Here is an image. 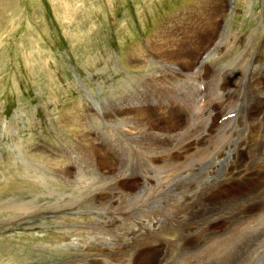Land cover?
<instances>
[{
  "label": "rangeland",
  "instance_id": "obj_1",
  "mask_svg": "<svg viewBox=\"0 0 264 264\" xmlns=\"http://www.w3.org/2000/svg\"><path fill=\"white\" fill-rule=\"evenodd\" d=\"M263 23L264 0H0V264H25L23 259L48 252L54 253L57 263L68 259L67 264H264V252L256 249L259 237H263L264 219L256 215L233 216L229 224L224 219L213 220L211 229L223 233L226 241L212 245L210 250L201 249L204 253L195 252V239L185 230L179 234L189 238L175 250L172 244L166 250L157 242L149 244L150 237L146 236L157 228L153 213L174 210L168 215L170 222H180L184 217L186 228L196 218L208 225L217 212L230 216L237 201L256 204L259 215L264 212V201L248 199L252 193L264 192V182L245 193L229 195L236 191L234 182H230L235 177L231 171L244 160L248 162L247 156L240 155V161L232 164L233 148L229 163L224 164L227 159L220 150L222 145L228 146L224 134L236 116L225 121L222 129L207 116L218 110V116L214 113L216 121L222 120L226 108L223 103H234L230 112L234 113L251 104L253 96L263 94L257 86L264 73L261 63L258 72L247 75L252 63L264 60ZM239 67L242 72L237 85L234 82ZM84 105H92V111L102 109L107 116L104 119L123 134L119 137L122 143L117 144L120 148L106 143V130L110 128L104 120L101 126L94 123L89 107ZM189 106L201 110L194 111L198 121L208 118L204 132L215 137L214 151L194 170L184 162L191 156L189 144L185 152H171L165 158L155 150L141 155V149L130 141L129 159H134L133 155L147 156L145 161L157 166L142 167L145 161L141 162L139 171L151 177L147 182L139 176L131 178L128 168L127 180L139 179L141 185L128 182L123 188L129 193L121 198L117 191L123 193L124 189L116 181L117 175L112 181L115 170L110 164L116 167L118 161L126 159L124 136L130 138V134L145 129L177 133L188 122L191 124ZM249 118L243 125L238 123L230 139L237 136L236 145L246 144L247 148L257 133L259 148L264 149V117ZM118 120L125 122L124 130L119 129L123 123ZM4 123L19 127L17 133L12 127L4 128ZM245 127L248 133H244ZM38 144L60 152L74 150L83 159V166L95 168L97 176L90 180L84 175V186L73 183L75 187L55 176L50 178L48 172H55L63 180H70L62 161L35 154ZM137 144L144 146L143 141ZM100 150L112 155V162L97 155ZM236 151L239 153V146ZM41 157L50 162H43ZM259 166L264 167V163ZM33 171L47 177L40 181ZM159 179V186L154 188ZM213 179L223 182L203 196L200 185L209 186ZM163 180L170 194L161 188ZM144 186L146 191L141 190ZM191 186L193 191L189 192ZM138 192L142 195L136 196ZM113 204L117 205L119 225L106 227V236L96 234V223L105 221V214H94L96 206ZM190 204H195L192 210ZM19 205H24L21 208L25 212L18 209ZM145 207L153 213L142 212ZM90 211L92 218L86 214ZM159 224L167 227L169 222L160 217ZM171 230L165 229L162 235L171 234ZM136 237H146L143 245L133 244ZM202 244L199 242L198 247ZM62 253L66 255L60 259Z\"/></svg>",
  "mask_w": 264,
  "mask_h": 264
},
{
  "label": "bare ground",
  "instance_id": "obj_2",
  "mask_svg": "<svg viewBox=\"0 0 264 264\" xmlns=\"http://www.w3.org/2000/svg\"><path fill=\"white\" fill-rule=\"evenodd\" d=\"M253 39V38H252ZM206 40V39H205ZM203 41V40H202ZM207 41V40H206ZM203 44V43H202ZM201 44V45H202ZM204 46H205V44H204ZM203 46V47H204ZM244 47V46H243ZM195 50V49H194ZM218 50V49H217ZM216 51V50H215ZM245 53V52H244ZM219 56H221V55H219ZM245 56V55H244ZM209 58V57H208ZM217 59V58H216ZM245 60V59H244ZM215 62V61H214ZM213 62V63H214ZM241 62V61H240ZM151 64V63H150ZM215 65V64H214ZM165 67V66H164ZM248 67L246 66V67H244V70H243V72H245L246 71V69H247ZM159 69V68H158ZM165 69V68H164ZM163 69V70H164ZM200 68H197V70H199ZM158 71V70H157ZM160 71V70H159ZM162 71V70H161ZM160 71V72H161ZM170 71V70H169ZM242 71H241V68L239 67V69H238V71H237V74H236V79H237V81L236 82H234V84H237V85H239L240 84V82H239V79H240V73H241ZM159 74V73H158ZM153 76V75H152ZM194 76V75H193ZM235 76V75H234ZM214 77V76H213ZM154 81V80H153ZM241 81H243V80H241ZM155 82V81H154ZM238 82V83H237ZM172 84V83H171ZM195 84V83H194ZM190 87V86H189ZM232 87L234 88V87H236V85L234 86V85H232ZM140 88V87H139ZM239 88H237V89H234V91L233 92H237V90H238ZM251 89V88H250ZM254 89V88H253ZM210 90H211V88H210ZM209 90V91H210ZM200 92V91H199ZM216 92V91H215ZM231 92V91H230ZM258 93V92H257ZM199 94V93H198ZM206 94H208L207 92H206ZM238 95V94H237ZM210 96H211V94L210 95H207V97H209L210 98ZM236 96V95H235ZM200 97V96H199ZM198 97V98H199ZM238 97V96H237ZM248 97H250V96H248ZM236 98V97H235ZM237 99V98H236ZM141 100V99H140ZM227 100V99H226ZM209 101V100H208ZM212 102H213V100H212ZM221 102V101H220ZM189 103V102H188ZM216 103V102H215ZM227 104H225V103H223L222 105H224L226 108H224V114H223V118H222V120H217L216 121V117H215V114L214 113H211V114H209V113H207V116L211 119V120H214L215 122H216V124L218 125V126H220V128L222 129V127H221V125H223V123L225 122V121H227V120H230V119H232L231 117H229V115H231V114H233V113H230L231 112V108H232V106H233V104L234 103H231V101H229V102H226ZM193 104V103H192ZM207 104H208V102H207ZM212 105V104H211ZM148 106V105H147ZM150 104H149V107L148 108H150ZM114 107V106H113ZM155 107V106H154ZM187 107V106H186ZM206 107H208V105L206 106ZM189 108H190V110H191V112H190V118H191V124H189V122L187 123V125H186V127L185 128H182V130L181 131H179V132H177V133H173V134H163V133H159V132H154V131H151V132H148V131H146L147 129H145V130H141V132H139V133H137V132H135V133H133V134H130V138L129 137H127L126 135L124 136V138L126 137V140L125 141H127V142H132V145H136L135 147H137V148H140L141 149V151H140V153L139 154H141V155H144V154H148V152H151L150 150H155L154 152H155V154H157V153H161L165 158H168V157H170L171 156V152H175V151H181V152H185V149H186V147L188 146V144H189V146H190V148L189 149H191V156H190V158H187V157H185V160H184V162H186V163H188V164H190L193 168H194V170L196 169V166H197V163L200 161L201 162V160L203 159V158H206L212 151H214V148H215V144H216V139H215V137L214 136H212V135H210V134H208L207 132L205 133L204 131H205V128H206V126L208 125V118H206V117H204L205 119H204V121L203 120H201V121H198L196 118H195V112L194 111H199V109L197 110V107L196 108H194L193 109V107H191V106H189ZM205 108V107H204ZM203 108V109H204ZM209 108H210V106H209ZM101 109V108H100ZM118 111L119 110H117V111H115V114H117L118 113ZM201 111V110H200ZM199 111V112H200ZM198 112V113H199ZM203 112V111H202ZM139 113V112H138ZM152 114V113H151ZM203 114V113H202ZM201 114V115H202ZM143 115V114H142ZM189 116V115H188ZM202 116H204V115H202ZM225 116V117H224ZM116 117H117V115H116ZM147 117V116H146ZM143 118V117H142ZM173 118V117H172ZM189 118V119H190ZM116 120V119H115ZM210 120V121H211ZM121 121H122V119H121ZM172 121V120H171ZM189 121V120H188ZM231 121V120H230ZM117 122H119L120 123V120H118ZM129 122V121H128ZM152 122V121H151ZM123 123V124H122ZM228 123H230V122H228ZM122 124V125H121ZM120 125H121V127L119 128V129H123L124 130V126H125V122L123 121V122H121L120 123ZM119 126V125H118ZM228 127V126H227ZM151 129V128H150ZM140 130V129H139ZM153 130V129H152ZM118 131V130H117ZM127 132H129V131H127ZM263 132V131H262ZM129 134V133H128ZM127 134V135H128ZM263 134V133H262ZM120 135V137H122L123 136V134H119ZM137 141H143L144 142V146L143 147H140L141 145H139V144H137ZM136 142V143H135ZM120 143H122V142H120ZM139 143V142H138ZM141 143V142H140ZM143 145V144H142ZM116 147H118L119 146V143H118V146L117 145H115ZM121 146V145H120ZM146 146V147H145ZM261 146V145H260ZM118 148H120V147H118ZM188 148V147H187ZM263 148V147H262ZM139 149V150H140ZM157 149H160L161 150V152H158L157 151ZM260 149V148H259ZM261 150V153H260V157L258 158V164H261V163H264V149H260ZM113 151V150H112ZM122 151V150H121ZM134 151V150H133ZM189 153V152H188ZM196 153H198V156L196 157L195 156V154ZM173 154V153H172ZM186 154V153H185ZM153 155V154H152ZM182 156V155H181ZM146 157L147 156H141V157H139L138 155H133V158L134 159H130V161H129V166H128V168L130 169V171L132 172V177L131 178H134V177H136V176H139V177H141V180H145L146 182H147V180H148V178L147 177H150V176H144L143 174H142V172H141V170L139 171V166L142 164L141 162H143V161H145L146 160ZM131 158V157H130ZM43 159H47V158H45V157H41V160L43 161ZM141 159V160H140ZM120 160V159H119ZM124 159H122V161H123ZM134 160V161H133ZM140 160V161H139ZM174 161H176V160H174ZM44 162V161H43ZM47 162H50L48 159H47ZM120 161H118V163H119ZM200 162H199V164H200ZM159 163L161 164V165H164L163 163H161V161H159ZM83 164V163H82ZM117 164V163H116ZM199 164H198V166H197V168L199 167ZM155 166H157V165H155L152 161H150V160H148V161H145V163H143L142 164V167H147V168H150V167H155ZM107 167V166H106ZM173 168H174V165L172 166ZM176 167V166H175ZM179 167V166H178ZM177 167V168H178ZM159 168H160V165H159ZM162 168V167H161ZM152 169H155V168H152ZM168 170H169V168H167ZM172 169V168H171ZM180 169V168H179ZM90 170H94V169H90ZM107 170H108V168H107ZM164 170H166V169H164ZM167 170V171H168ZM173 170V169H172ZM175 170H176V168H175ZM181 170V169H180ZM179 170V171H180ZM109 171V170H108ZM156 171V170H155ZM162 171H163V168H162ZM177 171V170H176ZM87 172V171H86ZM90 172V171H89ZM156 172H159V171H156ZM165 172V171H164ZM163 172V173H164ZM226 172V171H225ZM148 173H151V172H148ZM155 173V172H154ZM152 174H153V172H152ZM156 175H157V173H155ZM173 174V173H172ZM179 174V173H178ZM182 174V173H181ZM147 175V174H146ZM175 174H173V176H174ZM177 175V174H176ZM186 175V174H185ZM102 176V175H101ZM131 176V175H130ZM179 176H182V175H179ZM187 176V175H186ZM84 177V176H83ZM158 177V176H157ZM169 177V176H168ZM176 177V176H175ZM174 177V178H175ZM192 177V176H191ZM85 178V177H84ZM100 178V177H99ZM130 178V177H129ZM151 178V177H150ZM159 178H160V176H159ZM181 178V177H180ZM193 178V177H192ZM89 179V178H88ZM104 179V178H103ZM116 179V178H115ZM152 179L154 180V178L152 177ZM151 179V180H152ZM179 179V178H178ZM226 179H227V177H226ZM106 180V179H105ZM150 180V179H149ZM192 180V179H191ZM116 181H118V180H116ZM177 181V180H176ZM189 181V180H188ZM223 182L222 180H216V179H213V182L209 185V186H205V187H203V185L201 184L200 185V188L201 189H203V196L206 194V193H208L210 190H212L215 186H217V184H218V182ZM91 182V181H90ZM175 182V181H174ZM178 182V181H177ZM115 183V182H114ZM143 183V182H142ZM118 185V184H117ZM86 186V185H85ZM115 186V185H114ZM173 186V185H172ZM192 187V186H191ZM117 188V190H118V186L116 187ZM115 188V189H116ZM147 188V186H144V187H142L141 188V190H143V191H146L145 189ZM174 188V187H173ZM110 189V188H109ZM262 189H264V188H262ZM257 190H258V187H257ZM107 191H109L108 189H107ZM115 191V190H114ZM188 191V190H187ZM191 191H193V187L191 188V189H189V192H191ZM112 192H113V190H112ZM120 195V197H121V195H124L122 192H120V191H117ZM165 192V191H164ZM107 193H109V192H107ZM144 193V192H143ZM200 193V192H199ZM113 194H114V192H113ZM139 194H141L140 192H138L137 194H136V196H138ZM96 195V194H95ZM135 195V194H134ZM133 195V196H134ZM142 195V194H141ZM147 195V194H146ZM183 195V194H182ZM181 195V196H182ZM196 195V194H195ZM247 195V194H246ZM87 196V195H86ZM117 196H118V194H117ZM135 196V197H136ZM127 197V196H126ZM142 197V196H141ZM183 197V196H182ZM117 198V197H116ZM122 198V197H121ZM120 198V199H121ZM124 198L125 197H123V199L122 200H124ZM138 198V197H137ZM144 198V197H143ZM142 198V199H143ZM146 198V197H145ZM144 198V199H145ZM162 198V197H161ZM193 198H194V196H193ZM126 199V198H125ZM129 199H131V198H129ZM136 199V198H135ZM141 199V200H142ZM186 199V198H185ZM195 199V198H194ZM242 199V198H241ZM248 199L249 200H261V201H264V192L262 191V190H259V191H257V192H255V193H252V194H250L249 195V197H248ZM263 199V200H262ZM136 200H138V199H136ZM197 200V199H196ZM201 200V199H200ZM167 201V200H166ZM209 201V200H208ZM226 201V200H225ZM99 202V201H98ZM129 201H127V203H128ZM139 202V201H138ZM146 202V201H145ZM178 202H181V200H179ZM210 202V201H209ZM212 202V201H211ZM210 202V203H211ZM227 202V201H226ZM111 203H113V202H110V204ZM149 203V202H148ZM147 203V204H148ZM165 203H170V202H165ZM196 203H197V201H196ZM242 203H244V202H242ZM131 204V203H130ZM212 204H214V203H212ZM13 205L15 206V204L13 203ZM132 205V204H131ZM188 205V204H187ZM229 205V204H228ZM14 206H11L12 208L14 207ZM22 206H24V205H19L18 206V209L19 210H22V211H24V209H22V208H25V207H22ZM171 206H173V205H171ZM261 206L262 207H264V202L261 204ZM8 207V206H7ZM22 207V208H21ZM214 207V206H213ZM216 208V207H215ZM233 208H235V209H237V206H234V207H232L231 209L233 210ZM96 209V208H95ZM227 209H230L229 208V206H228V208ZM26 210V209H25ZM136 210V209H135ZM21 212V211H20ZM25 212V211H24ZM181 212V211H180ZM20 214V213H19ZM24 214V213H23ZM175 214H176V212H175ZM214 214V213H213ZM28 215V214H27ZM26 215V216H27ZM171 216V215H170ZM205 216V215H204ZM203 216V217H204ZM207 216V215H206ZM180 217V216H179ZM224 217H226V212H217V214L214 216L213 215V218H211V221H208L207 223H208V225L204 222V221H202L201 219L200 220H197L196 222H197V227H194V228H192V227H190L189 225H188V227H186L185 229H183V230H185L186 232L185 233H188V236L189 235H192V237L195 239V241H194V250H195V252L197 251L198 253H201V252H203L204 253V251H202L201 249H208V250H210V248H212L211 246L212 245H214V246H217V245H219V244H222V243H224L225 241H226V238L224 237V235H223V233H221V232H218V231H215V230H213V229H211V225L212 224H214V222H213V220L214 221H218V220H222ZM182 219V218H181ZM258 219V218H257ZM173 220V219H172ZM177 224H179V221L176 219V221H175ZM30 224L31 225H33L31 222H30ZM181 228H184V226H181ZM164 231V230H163ZM166 232V231H165ZM171 232H173L172 230H171ZM163 234V233H162ZM167 234V233H166ZM258 238V237H257ZM199 242H203V244L200 246V247H198V243ZM216 243V244H215ZM182 243H174L173 245H171V246H173V248H174V250H175V246H177V247H179L180 245H181ZM170 245V244H169ZM164 247V246H163ZM183 248H185V247H183ZM208 250H206V251H208ZM170 251V250H169ZM168 252V251H167ZM196 252V253H197ZM163 255V254H162ZM164 256V255H163ZM199 256V255H198ZM160 258V257H159ZM157 261V260H156ZM199 262H201V261H199ZM161 264H167V262H162Z\"/></svg>",
  "mask_w": 264,
  "mask_h": 264
}]
</instances>
